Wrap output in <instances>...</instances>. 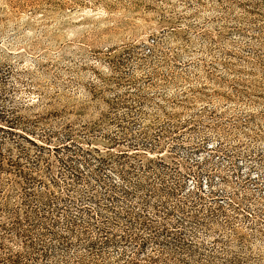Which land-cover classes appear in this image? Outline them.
Returning a JSON list of instances; mask_svg holds the SVG:
<instances>
[{"label":"rangeland","instance_id":"1","mask_svg":"<svg viewBox=\"0 0 264 264\" xmlns=\"http://www.w3.org/2000/svg\"><path fill=\"white\" fill-rule=\"evenodd\" d=\"M0 264H264V0H0Z\"/></svg>","mask_w":264,"mask_h":264}]
</instances>
